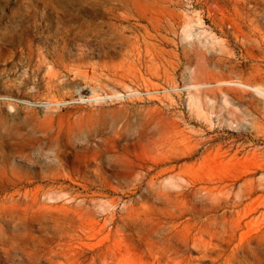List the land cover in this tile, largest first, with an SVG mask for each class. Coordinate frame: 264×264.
Listing matches in <instances>:
<instances>
[{
    "label": "rangeland",
    "instance_id": "rangeland-1",
    "mask_svg": "<svg viewBox=\"0 0 264 264\" xmlns=\"http://www.w3.org/2000/svg\"><path fill=\"white\" fill-rule=\"evenodd\" d=\"M0 228V264H264V0H0Z\"/></svg>",
    "mask_w": 264,
    "mask_h": 264
},
{
    "label": "bare ground",
    "instance_id": "bare-ground-1",
    "mask_svg": "<svg viewBox=\"0 0 264 264\" xmlns=\"http://www.w3.org/2000/svg\"><path fill=\"white\" fill-rule=\"evenodd\" d=\"M15 237H10L9 239L6 238V230L0 228V245H1V252H4L6 254H8L11 250V247L14 245L11 242H15ZM10 241V242H9Z\"/></svg>",
    "mask_w": 264,
    "mask_h": 264
}]
</instances>
